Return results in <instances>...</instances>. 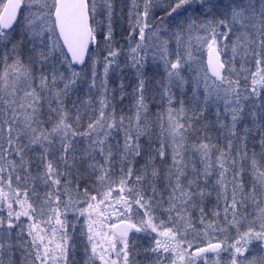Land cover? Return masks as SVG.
<instances>
[{"label":"snow or ice","instance_id":"obj_1","mask_svg":"<svg viewBox=\"0 0 264 264\" xmlns=\"http://www.w3.org/2000/svg\"><path fill=\"white\" fill-rule=\"evenodd\" d=\"M0 264H264V0H0Z\"/></svg>","mask_w":264,"mask_h":264}]
</instances>
